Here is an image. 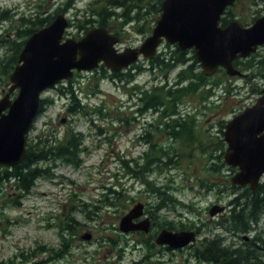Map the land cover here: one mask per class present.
Instances as JSON below:
<instances>
[{
    "label": "rangeland",
    "instance_id": "obj_1",
    "mask_svg": "<svg viewBox=\"0 0 264 264\" xmlns=\"http://www.w3.org/2000/svg\"><path fill=\"white\" fill-rule=\"evenodd\" d=\"M253 1L257 2L258 0H241L238 6L232 9V14L239 18L243 25H250L257 17L264 15V6L255 5ZM132 3L129 4L126 12L140 4L137 1ZM106 4L107 0H0V41L10 40L16 36V29L21 24L20 17L30 16L38 9L42 10L43 16L54 13L56 9L57 13H65L70 22L72 21L65 35L79 39L85 34L77 26V23L81 24L82 22V11L98 9ZM145 4L147 5V2L140 5L143 7ZM257 8L261 9L258 13L255 10ZM135 10H131L129 14L131 17H136L137 21L135 22L134 20L128 22L124 17L114 15L108 23L109 29L121 34L122 42L119 45L121 47L141 45V41L145 38L144 28H147L150 23L152 25L160 16L159 14L146 13L145 9L143 11ZM115 11L121 13L123 8H117ZM146 17L151 19L150 23H147ZM171 45L170 43L163 45L160 50L170 52ZM9 46L7 41L3 44L0 42V59L8 52ZM260 52L259 57L264 56V48ZM0 69L2 70V66ZM140 72L136 77L137 85L142 86L144 83L148 85L147 87H152L159 83L157 76H154L158 74L157 71L141 70ZM242 72L246 75L231 76L226 71L215 74L214 80L225 82L228 91L225 92L223 83L219 86L220 88L218 87L220 91H216L220 92L219 98L214 97L212 100L216 106L206 110L207 114L197 126L200 133L205 129L204 137L200 135L207 140L206 143H198L200 148L198 155L184 158L181 166L178 167L155 168L147 176L148 184L137 181L123 169L122 159L135 158V156L133 158L123 157L121 154V151L130 149V143H122V140L121 142L112 141L115 134L113 131L115 120L113 121L110 116L116 101L120 103L128 101V95L122 86L128 85L127 83L121 82V87H119L111 78H101L100 72L93 70L77 72L72 83H63L64 86L59 83L56 87L45 91L42 97L54 101L38 115L33 124L28 134L33 141L39 135L50 136L52 139L56 136L58 139H62L70 124L74 126L76 132L85 135L95 134L97 141L94 143L92 138L85 139V145L90 147V151L81 154L82 165L80 167L64 163L59 159L55 160L54 164L48 165L47 168H50L48 171L52 173L51 176L38 179L32 192L20 199L19 205H15L12 201L17 197L14 187H9L3 194H0V260L13 258L20 262L21 254H29L36 250L38 254L33 261L47 260V264H112L118 258L112 251L118 240L119 245L129 247L127 255L120 264H138L145 254L142 251L143 244H139L142 237L124 233L119 236L117 234V232H121L118 227L119 220L136 201H150L152 210L157 211L159 203L162 204L164 201L158 200V196L153 191L156 184L161 186L162 190H168L173 195L172 199H176L177 204L175 209L162 207L157 212L161 220L163 222L164 219L191 220L192 230H200L199 240L194 243L195 246H198L204 237H210L217 233L225 236L227 243L234 242L236 244H242L240 242H243L242 238L245 235L253 236L254 230L242 234L243 237L235 231L233 234L232 231L225 230L226 228L221 222L226 219L219 218V215L212 217L209 213V207L211 208L216 203L229 204L235 193L239 195L244 191L240 187L239 189L233 188L230 178L234 172L228 168L229 166L222 167L221 165L218 174L211 176V179L218 182V185H214L210 189V193L204 188L205 185H201L199 177H210V173H207L208 163L211 166L213 162H209V157L205 156L208 154L205 153V150L210 148V154L212 151L213 154L217 153L215 148L221 145L219 135L222 134L227 121L246 107L253 105L260 96L257 88L264 87V75L260 76L259 70L255 74L244 70ZM175 75L176 72H173L172 77ZM8 84L9 77H5L2 72L0 74V98L4 95ZM66 87H71L75 91L81 104L85 105L84 111L72 115L66 111L70 99L60 94V90ZM143 87L147 89V87ZM100 105H104L101 115L94 109ZM120 105L122 106V104ZM120 111L124 110L121 108ZM69 121H71L70 124ZM206 134L209 135L206 136ZM208 137L210 139H207ZM101 139L102 142H100ZM140 159V161H144V159ZM217 162L222 163L220 159ZM151 181H155L156 184ZM262 182H264V178ZM114 185H119V189L123 193V199L118 200L115 206L99 210L96 212L97 214L92 213L91 219L85 218L78 211L85 207V203L95 204L98 207L104 205L100 202L101 195L105 191L104 187ZM228 214L229 212H227ZM67 219L71 220V228H75L74 231L67 233L68 238L65 241L69 246L72 243V247L67 255L54 259L55 254L51 255V252L41 251V249L42 247L55 249L61 247L60 233L65 227L68 228ZM261 220L264 223V218ZM193 221L197 224H194ZM262 226L263 224L259 228ZM86 232L92 233L91 240L82 238ZM71 233L74 234L70 235ZM111 238L115 243L111 241ZM137 245L139 247L135 248ZM194 249L187 246L184 250H163L160 255L156 253L148 262L144 261L140 264H159L157 263L160 261L158 257L161 258L162 264H203L193 254Z\"/></svg>",
    "mask_w": 264,
    "mask_h": 264
},
{
    "label": "water",
    "instance_id": "obj_2",
    "mask_svg": "<svg viewBox=\"0 0 264 264\" xmlns=\"http://www.w3.org/2000/svg\"><path fill=\"white\" fill-rule=\"evenodd\" d=\"M235 0H165L164 12L153 34L139 48L118 52L119 38L105 26L93 27L80 39L65 36L70 24L65 13H58L47 26L34 32L25 42L18 63L9 76L8 91L0 99V166L14 167L27 156L28 133L40 114L42 95L59 82L70 79L74 71H90L104 63L120 70L136 62L140 54L153 57L165 37L185 50L195 47L198 60L207 74L219 66L231 76L243 75L234 60L246 58L264 44V15L250 26L234 20L225 28L219 20ZM16 95L12 97V94ZM227 164L238 167L234 185L250 184L256 189L264 175V90L257 102L233 117L225 127ZM144 203L138 202L120 219L119 229L149 231L150 219L144 215ZM225 210L216 204L212 217ZM82 238L90 240L92 233ZM197 240L194 230L163 229L159 244L184 248ZM221 264V263H216Z\"/></svg>",
    "mask_w": 264,
    "mask_h": 264
},
{
    "label": "flooded vegetation",
    "instance_id": "obj_3",
    "mask_svg": "<svg viewBox=\"0 0 264 264\" xmlns=\"http://www.w3.org/2000/svg\"><path fill=\"white\" fill-rule=\"evenodd\" d=\"M154 1L151 2L150 0H145V3L147 2V5L145 4L143 7H141V9H139V11H143L145 9L147 11L146 13H156L159 15L162 14L164 12L165 0H157L155 4ZM240 1L241 0H235L233 4L226 7L219 20L220 27L225 28L226 26H228L230 22L234 20H239V18L235 17L234 14H232V9L238 6V3ZM258 1L257 2L253 1V2L255 5L264 6V0H258ZM259 8L255 9L257 13L261 11V9ZM158 18L154 22L152 21L153 24L151 25L150 23L151 19L149 17H146L147 23L150 24L147 28H144L143 30V34H145V38L141 41V45L143 44L144 40L153 33V28L156 25ZM133 20L134 22L137 21L136 19ZM254 21L252 22V24L254 23ZM151 26L153 27L151 28ZM243 26H249V25H243ZM110 31L112 34L118 36L119 38V44L117 48L118 52L123 51L126 47L119 46L122 42L121 34L114 32L111 29ZM169 43L170 42H168L166 38H163V42L161 43L157 53L153 57H145L142 55L139 57V59L136 62L126 67H123L120 70L112 71L109 69L111 73L115 76L113 78V81L117 85H119V87H121L120 84L121 82L123 84L124 83L128 84V85H122L124 87V92L128 95V101L123 103L116 101V103L114 104L113 113L110 116L113 118V121L115 120L113 122V126H114L113 131L115 132V134L113 135L112 141L114 142L116 140L117 142L119 141L121 142L122 140L123 141L122 143L124 142L130 143L129 146L130 149L121 151L123 157L130 156V158H133V156H135V158H143L144 159L143 163H146L147 159L150 157L171 156V157L188 158L198 155V153L200 152L198 143L200 142L206 143L207 140L201 137V135L203 136L205 134V129H203L202 133H200V130H198L197 126L201 122V119L204 117V115L207 114L206 110H208L209 108L212 109L216 106L212 100L214 99V97L219 98L220 92L219 93L217 92L220 91L219 86L223 83L224 85L223 88L225 92L228 91V87H225V85H227L225 84V82L214 80V76L217 72L226 71L224 67L219 66L213 74H207L205 72L202 63L197 58L195 47L183 50L180 48L178 43H173V44L170 43L172 44L171 45L172 49L170 50V52H162L160 48L163 45H169ZM262 48H264V46H260L259 50L255 53L257 54V56L261 55L260 50ZM169 53H171V55H169ZM158 56L164 59V63L159 67H152L151 66L152 61ZM237 59L240 60L242 58H237ZM103 65L105 64L101 63L96 71L100 72V70H102L101 68L103 67ZM177 67L178 69H176ZM141 70L157 71L158 74L154 76H157L158 79L157 82L159 83L153 85L152 87H147L148 85L144 83L142 84V86L137 85L138 83L136 82V77L140 73H142L140 72ZM173 72L174 73L176 72L175 77H172ZM74 73H75L74 76L70 79V83L73 82V79L77 74V71H75ZM123 75L129 76L131 80L129 82L120 81L118 79V76H123ZM143 86L147 87V89H145ZM253 90L256 91V89L254 88ZM263 90L264 87H262L261 89L257 88L259 95L262 94ZM151 93L152 94L159 93L160 94L159 101H153V102L150 101ZM120 104H122V106ZM121 108L124 111H120ZM66 111L71 115L79 114L81 111H84V108L82 107L78 108L77 111L74 112L75 109L70 103L67 106ZM208 119L210 122V117ZM70 123L71 121H69V124ZM93 126H97V125H93ZM68 127H69L68 131L76 132L74 126H71V124ZM207 131L209 132L208 129ZM208 135L209 134H206V136ZM219 136H220L219 142L221 143V145H218L215 148L217 153L213 154L212 151V154H210V148H207V150H205L206 151L205 153H208L205 156L209 157V162L212 161L213 163H215V161L213 160L214 158H220V156H225L226 154L228 143L224 138L223 130H222V134ZM75 137H77V139H72V141L74 142L73 147L75 148V151L78 150L82 154L90 151V147L85 145V139L87 137L92 138L93 139L92 141L94 143H96L97 141L95 134L85 135L79 132V134H75ZM53 138H54L53 143L56 145H60L69 141L67 139V134L64 135L62 139H58L56 136ZM207 139H210V137H208ZM100 142H102V139L100 140ZM209 147H210V143H209ZM135 153L137 154L135 155ZM208 167L209 170L207 171V173L208 174L210 173V177L209 176L207 178H202L201 176L199 177L201 178V182H200L201 185H205L204 188L210 193V179L211 176H213V172H210V163H208ZM223 167H226V165H223ZM228 168H230V170L233 171L234 173L237 172L238 170V168L236 167L235 170H233V168H231L230 166ZM130 174L137 181L148 184L147 181L142 179L139 175H136L133 171ZM211 181L213 180L211 179ZM242 188L244 190L245 188H250V184H246L245 186H242ZM136 202H142L144 203L145 206H144L143 217L136 219L135 221L138 222L144 218H149L150 219L149 231L147 232H144L142 230H134L130 232L121 231V232H117V234H119L120 236L121 233H124L127 235L132 234L134 236L140 235V237H142V241L139 240L140 242L139 244H143L142 251H144L146 255L144 254L142 259L138 261V264L144 261L148 262L153 256H155L156 253H159L158 255H160L163 252V250L186 249V248L174 249L169 245L159 244L157 242L158 235L165 228L175 232L181 230H192V229L181 228L184 221L183 219L170 220L178 223L180 222L178 225L180 228L177 225L174 226L175 228L166 227L165 224H163L164 222L161 220L159 213H157L162 208L161 202L159 203L160 208H157V211L152 210L150 201H136ZM225 207H226L225 212L219 215V218L221 219H226L228 217L227 212H229L228 210L232 206L229 203L226 204ZM187 221H191V220H187ZM194 224L197 223L194 222ZM261 224H263V226L262 228H259ZM262 230H264V223L260 222L255 226L254 235L250 236L249 234V236H244V238H242L243 242L240 243L242 244H244V242L252 243V238H254L255 234ZM196 232L199 235L200 230L196 229ZM226 244L227 245L230 244L234 248L242 245V244H236L234 242L232 243L226 242ZM138 247L139 245H137V247L135 248ZM128 249H129L128 246L119 245V241L117 240L112 251L116 253V256H118V258L117 261L116 262L113 261L112 264H116V263L120 264L122 260L125 258V255H127ZM158 260L161 261V258L158 257ZM160 261L157 263L162 264L163 262Z\"/></svg>",
    "mask_w": 264,
    "mask_h": 264
},
{
    "label": "trees",
    "instance_id": "obj_4",
    "mask_svg": "<svg viewBox=\"0 0 264 264\" xmlns=\"http://www.w3.org/2000/svg\"><path fill=\"white\" fill-rule=\"evenodd\" d=\"M136 1L140 4L145 2V0H107V4L101 8L99 7L98 9H91V11L85 9L81 14L82 22L81 24L77 23V26L81 31L84 32L88 31L94 26H108L110 18L114 15H118L119 17L122 16L126 21L129 22L133 19H136V17L129 16L131 10H135L136 8L141 9L142 7V5L139 4L126 12L129 4H133L132 2ZM117 8H123V12L117 13L115 11ZM137 9L135 11H137ZM57 12L58 10L56 9L54 13H48L47 15L43 16L44 13L42 10L38 9L30 16L23 15L20 17L21 24L16 29V36L10 40L0 41L2 44L5 41L10 44L9 49L7 50L8 52H6V54L0 59V66H2V70L0 69V74L3 72L5 77L10 76L18 63L19 54L22 51L26 40L37 30L49 25L54 20ZM152 27L153 26H151V28ZM163 63L164 59L158 56L152 61L151 66L159 67ZM235 65L240 67L242 70L247 69L254 74L257 72V70H259V75H264V73L261 71L264 69V59L258 58L256 55H252L250 58L244 60L237 59L235 60ZM101 69L102 70H100L99 74L101 78H111L113 80L115 76L105 65H103ZM118 79L124 82H129L131 80L127 75L118 76ZM63 83H70V80L63 81L60 83V85L64 86ZM60 94L69 97V101L75 109L74 112H76L78 108H85V105L81 104V101L71 87L61 89ZM150 96V101L152 102L159 101L160 99L159 93L155 95L151 93ZM53 101V99L43 98L41 101L40 112L44 111L47 106L53 104ZM103 108L104 105H100L96 106L94 109H96V112L100 113L101 115L103 114ZM66 134L69 141L60 145L54 144V140L50 136L39 135L34 141L28 136L26 158L14 167L0 166V194H3L9 187H14V190L17 191V197H15L12 201L15 205H19L20 199L26 197L32 192L38 179L51 176L52 173L48 171L50 168L47 167L50 164H54L55 160L59 159L64 163L73 164L75 167H80L82 165V159L80 158L82 153H80L78 150L75 151V148L73 147L74 142L72 141V139H77L75 134H79V132L67 131ZM183 159L184 158L171 156L150 157L147 159L146 163H143V161H140V158H134L133 160L122 159V164L126 173L130 174L133 171L136 175H139L146 181L147 176L155 168L170 169L178 167L179 165L181 166ZM218 159L221 160V164L217 162ZM214 160L215 163L210 166V172H213L215 175L218 174L221 165L223 167V165H226V163L224 156H220V158H214ZM231 168L235 170L234 167ZM151 182L155 183V181ZM214 185H218V182L211 181L210 179V189H212ZM233 188L239 189V186H233ZM104 189L105 191L101 195L100 199V202H102L104 205L98 207L95 204L92 205L90 203H85V207L78 210L84 215L85 218L91 219L92 213L97 214L96 212L99 210H104L108 207L115 206L118 200L123 199V193L120 191L119 185L106 186ZM153 189L155 194L158 196V200L164 201V203L161 204L162 207L170 209L177 208L176 199H172L171 196L173 195L168 190H162V188L157 186V184L156 187H153ZM237 194L238 193H235L233 198L230 200L232 207L229 210L228 217L226 220H222L221 224L225 226V230L233 232L235 231V233L243 237L242 234L252 232L255 229V226L259 224L262 218H264V182H262L256 190L245 188L241 194ZM190 222L191 221H183L181 228L192 229L193 227L190 225ZM67 223L68 228L65 227V229L60 233L62 238L61 247L58 249L53 247H42L41 249V251L51 252V255L55 254L54 259L67 255L72 247V243L69 247V244L65 241L68 238L67 233L69 231H74L75 228H71L70 219H67ZM179 223L170 221L169 219H164L163 224H165L166 227L175 228L174 226H178ZM72 234L74 233H71L70 235ZM111 241L115 243L112 238ZM190 247L195 248L193 254L198 259V261L202 262L203 264H264V230L255 234L254 238H252V243H245L236 248L232 247L230 244L227 245L226 237L222 236L221 233L214 234L210 237H204L198 246L192 244ZM37 254L38 252L34 250L29 254H21L22 257L20 262H17L15 259L11 258L7 260H0V264L48 263L47 260L33 261Z\"/></svg>",
    "mask_w": 264,
    "mask_h": 264
},
{
    "label": "bare ground",
    "instance_id": "obj_5",
    "mask_svg": "<svg viewBox=\"0 0 264 264\" xmlns=\"http://www.w3.org/2000/svg\"><path fill=\"white\" fill-rule=\"evenodd\" d=\"M244 244H245V242H244ZM241 246V245H240ZM245 246V245H244ZM70 247V246H69Z\"/></svg>",
    "mask_w": 264,
    "mask_h": 264
}]
</instances>
